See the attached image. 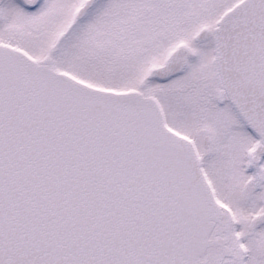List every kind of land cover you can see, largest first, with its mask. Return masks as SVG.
<instances>
[{
  "label": "snow or ice",
  "instance_id": "6c2138e0",
  "mask_svg": "<svg viewBox=\"0 0 264 264\" xmlns=\"http://www.w3.org/2000/svg\"><path fill=\"white\" fill-rule=\"evenodd\" d=\"M0 264H264V0H0Z\"/></svg>",
  "mask_w": 264,
  "mask_h": 264
}]
</instances>
